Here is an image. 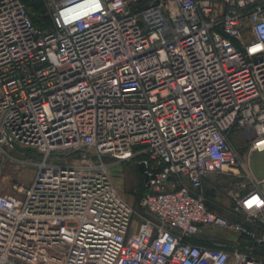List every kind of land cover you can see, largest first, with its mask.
I'll list each match as a JSON object with an SVG mask.
<instances>
[{
    "label": "built area",
    "instance_id": "2783aa9c",
    "mask_svg": "<svg viewBox=\"0 0 264 264\" xmlns=\"http://www.w3.org/2000/svg\"><path fill=\"white\" fill-rule=\"evenodd\" d=\"M40 1L49 28L0 0V174L34 172L0 193V264H264L196 243L264 246V179L236 148L264 151V0ZM129 162L142 212L111 176ZM212 175L242 180L230 206Z\"/></svg>",
    "mask_w": 264,
    "mask_h": 264
},
{
    "label": "rangeland",
    "instance_id": "374dc122",
    "mask_svg": "<svg viewBox=\"0 0 264 264\" xmlns=\"http://www.w3.org/2000/svg\"><path fill=\"white\" fill-rule=\"evenodd\" d=\"M25 4L31 19L36 17L45 16V12H36L30 8V3L34 0H22ZM238 149V154L241 160L245 163L248 170L252 173L255 179H264V151H250L249 145L244 146L243 143L238 142L236 147ZM16 155V154H15ZM18 156V155H16ZM65 157L67 161H70L71 155ZM75 162V161H73ZM34 172L31 168H16V167H4L0 174V193L8 194L11 192L12 183L15 181H23L28 183L32 180ZM111 176L114 183L118 187L119 191L123 196L133 205L134 209L142 212L139 206V198L142 190V173L138 170L135 162L121 163L115 165L111 169ZM210 184L207 183L205 186L210 188L212 183L218 184L219 188L216 192V197L214 200L219 204L228 205L230 204V199L226 194L229 190H234L237 188L242 180L238 179L230 180L229 177L225 175H212L210 177ZM203 238L212 241L214 244L235 246L241 244V237L237 233L231 232L230 230H220L213 229L202 235ZM246 243V242H245Z\"/></svg>",
    "mask_w": 264,
    "mask_h": 264
},
{
    "label": "trees",
    "instance_id": "16d2710c",
    "mask_svg": "<svg viewBox=\"0 0 264 264\" xmlns=\"http://www.w3.org/2000/svg\"><path fill=\"white\" fill-rule=\"evenodd\" d=\"M29 6H30L31 9H33V11H36L38 13L41 12V11L42 12L44 11L42 2L40 0L32 1ZM32 21H33L34 25L39 27V28H49V26H50V21H49V19L46 16H42V17H39V18L36 17ZM232 180H234V179H232ZM210 182H211V180L209 178L208 180L205 181V184H207V183L210 184ZM205 189H206V194L211 199L214 200V198L216 197V192L218 191V189H221V188H219L218 184L212 183L210 188H207L205 186ZM143 194H144V188H143V178H142V190H141L140 197ZM219 205L223 206V207L230 206V204L223 205V204H220V203H219ZM240 237L242 239L241 244L235 245V246H229L227 244L218 246V245L214 244L212 241H209L208 239L203 238V237H199L198 239H196V243L203 244V245H206V246H209V247L222 248V249H225V250H228V251L238 250L239 252L246 253V254H249V255H253V256H255L257 258H260V259H264V246L263 245L257 243L256 240H252L249 237H246V236H243V235H240Z\"/></svg>",
    "mask_w": 264,
    "mask_h": 264
},
{
    "label": "water",
    "instance_id": "95a60500",
    "mask_svg": "<svg viewBox=\"0 0 264 264\" xmlns=\"http://www.w3.org/2000/svg\"><path fill=\"white\" fill-rule=\"evenodd\" d=\"M137 168H138V170H139L141 173H143V178H144V180L147 181L146 174H144V172H145V166H144L143 164H139Z\"/></svg>",
    "mask_w": 264,
    "mask_h": 264
}]
</instances>
